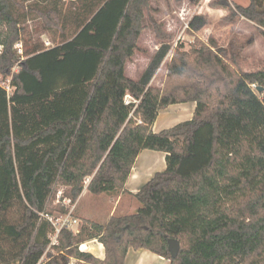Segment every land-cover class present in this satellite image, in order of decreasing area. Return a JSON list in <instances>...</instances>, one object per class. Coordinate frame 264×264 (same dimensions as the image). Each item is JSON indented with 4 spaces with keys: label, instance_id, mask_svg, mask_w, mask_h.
I'll use <instances>...</instances> for the list:
<instances>
[{
    "label": "trees",
    "instance_id": "obj_1",
    "mask_svg": "<svg viewBox=\"0 0 264 264\" xmlns=\"http://www.w3.org/2000/svg\"><path fill=\"white\" fill-rule=\"evenodd\" d=\"M149 1L77 0L63 10L57 0H0V79L11 88L0 85V264H125L129 249L168 264H264V65L236 69L241 45L195 38L174 48L161 86L126 75ZM210 5L227 10L224 22H253L264 39V0ZM32 14L54 45L21 58L14 46L32 32ZM207 23L196 15L189 29ZM162 43L157 62L169 49ZM188 101L190 119L153 131L161 109ZM143 149L165 152L166 167L134 194L135 211L104 224L81 219L50 246L54 228L42 213L67 214L62 200L73 204L87 179L91 193L116 197ZM169 238L179 242L174 258ZM94 239L103 258L79 248Z\"/></svg>",
    "mask_w": 264,
    "mask_h": 264
},
{
    "label": "rangeland",
    "instance_id": "obj_2",
    "mask_svg": "<svg viewBox=\"0 0 264 264\" xmlns=\"http://www.w3.org/2000/svg\"><path fill=\"white\" fill-rule=\"evenodd\" d=\"M62 6L63 10H66L67 5L70 2H73V5L76 4L77 0H57ZM212 0H150L147 12L145 13L144 24L145 28L142 30L141 35L138 40V49L135 51L134 55L126 64L125 73L126 75L134 78L140 79L150 76L149 81L150 85L161 86L163 79L166 74V65L172 57V52L174 48L183 46L184 49H188L190 44L194 41L195 38H199L197 33L198 31H193L189 29L190 20L196 16L201 15L205 16L208 19V23L203 27L205 28L209 24L210 16H218V13L213 9H218L217 11L223 9L225 15L227 10L219 6H211L210 2ZM237 5L246 6L249 3V0H229ZM33 3H42L41 0H24L25 5H31ZM223 15L221 17V22L231 23L238 21L243 17H238L234 21L224 22ZM149 16L156 19L158 23L161 24L162 30L165 34H168L166 38H157L151 28L149 21ZM242 21L238 23V31L236 35H233L230 40H234L237 45H241L239 59L236 65H233L236 69H241L243 71H253L260 69L264 65V39L258 31L256 25L243 18ZM71 22V21H70ZM27 24L30 25L32 32L28 31L25 34H22V40L17 42L15 46L21 47V51L24 54V49L29 52L34 51L38 46L39 48H47L44 40L48 39L51 42V45H54L52 40V34L45 31L42 27V22L35 14L29 16ZM254 24V25H253ZM202 28V29H203ZM53 34L56 37V41H60L58 32ZM190 39V40H189ZM200 39V38H199ZM202 40V39H200ZM204 41V40H202ZM228 41V43H229ZM255 41V42H254ZM162 44H167L168 50L167 55L164 58L157 62L156 54L158 48H161ZM205 42V41H204ZM206 43V42H205ZM255 43V46H254ZM207 44V43H206ZM228 45V44H227ZM222 46V47H227ZM250 45H253V49L250 48ZM14 46V47H15ZM157 49V50H156ZM246 52L244 53V51ZM23 56V55H22ZM2 85H7V78L4 80L0 79ZM11 90V88H10ZM88 179L85 181L87 185ZM61 190V189H59ZM59 191L52 199V205L56 204L58 201ZM109 196L105 193L94 194L89 198L85 199L82 203V206L89 210H94L93 205H97L102 213L107 212L110 209L111 202L109 201ZM114 198V197H113ZM74 204V203H73ZM140 204L136 202V206ZM67 206V205H66ZM137 208V207H136ZM68 209H71V206H68ZM96 211V210H95ZM127 213H132L134 210H128ZM101 213V215H103ZM117 214V213H116ZM54 216L59 214L53 212ZM97 221L101 218L91 216ZM80 223L74 226V232H77ZM48 250H51L48 248ZM168 260V259H167ZM45 262V258L41 257L37 264H42ZM125 264H168L163 257H157L145 249H130L127 257L125 259Z\"/></svg>",
    "mask_w": 264,
    "mask_h": 264
},
{
    "label": "crops",
    "instance_id": "obj_3",
    "mask_svg": "<svg viewBox=\"0 0 264 264\" xmlns=\"http://www.w3.org/2000/svg\"><path fill=\"white\" fill-rule=\"evenodd\" d=\"M213 10L218 13V16H210L209 24L205 28L201 29L197 33V35L200 39L204 40L212 48L226 46L228 44L229 39H231L233 35L237 34L239 27L238 23L239 21H242L241 19L243 18L237 19L238 21L226 24L221 22V17L225 15V11L223 9L219 11H217L218 9ZM250 48L253 49V45H250ZM245 52L246 50L244 51V53ZM167 54L168 53H165L164 56H166ZM194 109L195 102L193 101L171 104L166 108L161 109L158 112L155 122L152 126L153 131L158 132L162 129L169 128L181 121L190 119L193 115ZM165 156L166 153L163 151L150 149L141 150L136 157L134 166L132 167L130 175L126 181L125 191L121 192L114 198H109V201L112 204L107 212L102 213L97 205H93V211L87 209L86 206H82V203L85 199L94 195L86 188L85 185L81 194L73 204V215L75 218L78 219V223L81 219H90L97 221L93 218H90V215L101 218V220L97 222L104 224L112 215L130 214L127 213L129 212L128 210L132 211L136 209V207H138L136 206V202L138 203V201L136 200L134 194L140 189V187L144 183L150 180L156 172H160L165 169ZM101 213L103 215H101ZM79 248L80 250L88 251L99 258L104 257L103 245L96 239L82 243ZM153 255L156 254L153 253ZM156 256L159 257L158 255ZM165 260L167 263H169L167 259Z\"/></svg>",
    "mask_w": 264,
    "mask_h": 264
},
{
    "label": "built area",
    "instance_id": "obj_4",
    "mask_svg": "<svg viewBox=\"0 0 264 264\" xmlns=\"http://www.w3.org/2000/svg\"><path fill=\"white\" fill-rule=\"evenodd\" d=\"M44 43H45L47 48L52 47L51 42L48 39L44 40ZM15 48L17 50V53L21 56V58H23V56H22L23 53L21 51V47L18 48L16 45ZM0 85L2 87H4L8 93L11 92L10 85H9V79H7V85H2L1 82H0ZM252 86L255 87L254 84H252ZM135 102H136V100H134L131 96H129V95L125 96V103L126 104L135 103ZM138 122H140V121L138 120ZM62 203L67 205V206H71V209H69L67 214L53 216V215H50L47 213H45V214L42 213V216L47 218L51 222V224L53 225V228H54L53 232L49 236L50 237V246L52 244L56 243V238H57V235H58L61 228L65 227V228H69V229L74 231V226H76L78 224V219L72 215L73 204L69 205L68 199H63Z\"/></svg>",
    "mask_w": 264,
    "mask_h": 264
},
{
    "label": "water",
    "instance_id": "obj_5",
    "mask_svg": "<svg viewBox=\"0 0 264 264\" xmlns=\"http://www.w3.org/2000/svg\"><path fill=\"white\" fill-rule=\"evenodd\" d=\"M258 91H261L262 88L258 87L257 88ZM168 244V251L170 253V257L174 258L177 256L178 254V250H179V242L178 240L174 239V238H169L167 241Z\"/></svg>",
    "mask_w": 264,
    "mask_h": 264
}]
</instances>
